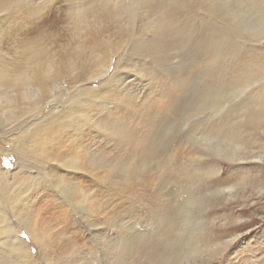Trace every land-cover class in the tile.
<instances>
[{
    "label": "rangeland",
    "instance_id": "1",
    "mask_svg": "<svg viewBox=\"0 0 264 264\" xmlns=\"http://www.w3.org/2000/svg\"><path fill=\"white\" fill-rule=\"evenodd\" d=\"M102 1L0 0V166L18 171L0 175V264H158L156 254L165 248L173 257L169 245L177 240L178 259L170 264H264V115L247 114L249 101L264 88V34L256 39L251 32L264 26V0H190L178 12L167 11L164 0L141 16L131 39L101 35L88 46L76 44L71 14ZM43 47L55 52L57 65L52 82L36 76L31 90L42 82L47 90L55 83L56 92H73L76 81L88 77L77 75L97 76L104 59L113 72V55L126 74L136 75L124 81L127 108L104 91L97 103H85L84 114L106 115L98 121L106 131H84L76 140L81 151L71 137L63 138L69 158L91 165L98 160L86 173H64L63 205L54 204L60 198L50 186L42 188V179L25 178H34L42 165L25 150L39 154L50 146L48 135L45 140L32 129L35 110L45 105L47 128L70 119L63 105L52 112L48 92L46 99L34 93L24 99L14 80ZM76 59L80 68L71 75L69 62ZM109 103L113 120L103 112ZM219 124L239 128L237 160L216 154L218 137L209 135ZM21 154L30 170H16ZM17 195L39 207L30 210V229L7 208L29 255L15 251L2 231L5 207ZM54 207L60 216L50 224ZM192 239L200 252L186 255Z\"/></svg>",
    "mask_w": 264,
    "mask_h": 264
},
{
    "label": "bare ground",
    "instance_id": "2",
    "mask_svg": "<svg viewBox=\"0 0 264 264\" xmlns=\"http://www.w3.org/2000/svg\"><path fill=\"white\" fill-rule=\"evenodd\" d=\"M188 1L190 0H166L165 1L167 2L166 10L167 11L171 10L172 12H178L188 7L189 5L187 4ZM157 2L159 3L164 2V0H121V1L103 0L102 3H100L99 5H96L88 9L80 10V11H77L76 13L71 14L70 18L72 20V23L71 25H69L71 26V29H72L71 35L74 36V41L76 42V44H83L85 46H88L90 44V41H96V38L101 35L107 38H111L112 36L118 35L121 38L131 39L134 33V30L136 29L135 27L136 23L140 20L141 16L144 17L150 14L152 11H154L157 6ZM252 30L253 31L251 32H255L254 38L256 39L260 38L264 34V26L258 25ZM218 45L219 47H222L220 43ZM51 51H52L51 49H46V47H43L35 51L32 55V58L34 60L32 63V66L27 68L24 73L17 76L16 79L14 80L18 85L23 87L24 92L22 94V97L24 99L28 98L31 93L38 95L40 97V100L46 99V94L48 92L50 94V99H46V103L53 104L55 106L52 109V112L59 113L60 111H58L56 107H58L59 105H63L64 109L66 110L64 115H68L70 117V119L66 122V124H62V123L54 124L53 126L47 128L46 126L50 124L47 122L50 119L48 118V120L45 121L46 119L44 118V116H41L42 111L45 110L44 109L45 105H40L35 110L38 112V116L34 122L32 129L38 130V132H40L36 134L44 133L43 138L45 140L47 139V135H48L49 140H50V146L40 150L39 154H37L38 151H35L37 149L25 150L28 152H32V155H35V159L37 157V161L42 162V165L39 167L40 169H35L36 175L34 176V178H30L29 176L25 177L27 181L29 179L31 181H37L38 179H41L42 173H48V176L50 177V179L42 180V188L50 186L53 192L60 198V200L55 201L54 204L58 202V204L63 205L62 204L63 199L59 195L58 193L59 191L54 187V185L60 183L61 181L64 182L63 181L64 173H67V175L69 174V175L74 176L76 175V173L80 171L83 174V173L90 171V166L97 164L98 162V160H94L95 162L92 163L91 165L89 163H84L85 160L81 161L80 160L81 157L79 156H74L73 158H69L70 156L66 155L63 149V145H62L63 138L71 137L73 139L72 142L74 143V146H76L77 149L81 151L82 150L80 147L81 145L76 143L77 138H80L84 134V131L86 130H89V132H91V130L98 128L95 125H97L98 121L103 120L104 117L106 116V115L100 116L99 119L97 120L95 116L90 117L88 113L84 114L82 110L85 109V103H91V102L97 103L96 100L99 98V95L101 94V92L104 91L103 96L105 95V97L109 101L117 102L119 100H123L127 104L126 106L127 108L129 104L126 98L128 97L127 90L129 88V85H125L124 81L136 75L135 74L133 75L130 72L126 74L125 68H122L123 64L121 63V58L113 55L111 57L112 63H113L112 65L115 66L114 71L112 70L113 72L110 71L111 65H108L104 59L103 61L100 62V73L97 76H92L90 75V73H87V72H83L77 75V79H79L83 74H85L88 77L84 80L76 81L77 85L74 87L73 92L72 90H69V91L65 90L64 93L56 92V88L53 87L55 83L52 85L51 88L47 90L46 87L42 85V82H40V84L34 90H31L30 81L36 76L40 77L39 81L41 80L46 81L49 79L51 80L52 78L51 74L55 70V65H57V61H55L57 59L55 58L56 54L55 52H51ZM109 51L112 52V50L110 49ZM78 61L79 59L71 60L69 62V68L71 69V75L73 74V71L80 68L79 64L77 63ZM138 75L139 74L137 73V76ZM98 79L101 80L99 87L97 88L85 87V85L89 84V82H93ZM50 82H52V80ZM120 91H124V93ZM248 104L250 106V108L247 109L248 117L250 118L252 117V119H256V118H259L261 115L263 116L264 115L263 114L264 113V88H261L259 94L256 97L251 98ZM90 112L92 113V111ZM103 112H106L108 116L111 115V119L113 120L114 119L113 114L115 113L113 103H109V107L105 108ZM87 117H90V118H87ZM58 125L62 126L64 131L63 130L54 131V129ZM226 126L222 124H219L216 127L212 126L210 129L209 136L211 139L216 136L218 137V146L215 151L216 154L219 156L222 155L225 159H231L232 161H234L238 159L237 156H239V154H238V149L234 148L233 146L239 145L238 144L240 141L239 137L241 136V134L239 132V128L237 129L232 128L231 130H229V129H226ZM51 136H53L52 139H51ZM225 141L227 142L226 146H225ZM208 148L210 149V147ZM18 158H19L18 160L20 161L19 168L23 170H30L28 167H26V164L24 162V156L21 154V155H18ZM65 164H67L72 169H66L61 166ZM19 168H17L16 170H18ZM16 172H13V173L8 172L6 169L1 168L0 166V175L1 174L14 175ZM16 179L17 177L13 178V180L11 181V185L16 186V189H18ZM23 200L24 199L21 198L20 195H17V197L11 198L10 204H8L7 207H5V214H4L5 216L3 217V219L5 220L6 225L2 231H3V234L5 235V239L9 241V245H11V247L15 251L19 253H27L29 255L30 254L29 245L25 243L20 238V236L17 234L16 226L14 225L13 221H10V222L8 221L9 216H7L6 214L7 208H9L13 216L16 219H18L22 225H25L26 229L28 228L30 229L31 228L30 219L28 217L30 210L35 208L36 210L39 211L38 209L39 207H37V204H35L33 201H31L33 204H30L27 202L24 203ZM47 212L49 211L47 210ZM60 212L62 211L60 210ZM56 215L60 216V213L57 212V208L54 207L53 219H48L50 221V224L57 223L58 217L56 218L55 217ZM64 216L66 217L65 220H67L68 214H66V211H64ZM64 232H65V229H64ZM177 241L173 242L172 246L169 245V243H167L169 245V249H172L171 251L172 253H174V255H172L173 257L168 258L167 251L164 250L165 248L164 249L162 248L163 250L160 249L158 253L156 252L157 253L155 256L156 263L170 264L172 261L174 260L176 261L178 259L176 252H178L177 248H179V244L181 242L176 243ZM198 244L199 243H196L193 239L189 241L187 243L188 253H186V255L188 254L196 255L197 254L196 252H200ZM221 244L223 243H220V245Z\"/></svg>",
    "mask_w": 264,
    "mask_h": 264
},
{
    "label": "snow or ice",
    "instance_id": "3",
    "mask_svg": "<svg viewBox=\"0 0 264 264\" xmlns=\"http://www.w3.org/2000/svg\"><path fill=\"white\" fill-rule=\"evenodd\" d=\"M95 126H96V127H99L102 131H106V129H105L102 125H100V124H97V125H95ZM4 165H5L6 168H9V169L12 168V163H11L10 160H8V159H6V160L4 161ZM61 166L64 167V168H66V169H72V168L69 167L67 164H65V165H61ZM19 167H20V161L18 160V162H17V168H19ZM41 179H42V180H49L50 177L48 176V173H42V174H41ZM54 187H55L60 193H66L67 190H68L67 185L64 184L62 181H61L60 183H58V184H55ZM242 235H243V234L241 233L236 239H234V240H230V241H229V244L226 245L225 248H229V247H231L234 243L237 242V240H239V239L241 238ZM225 252H226V251H225ZM225 252H224V254H225Z\"/></svg>",
    "mask_w": 264,
    "mask_h": 264
}]
</instances>
